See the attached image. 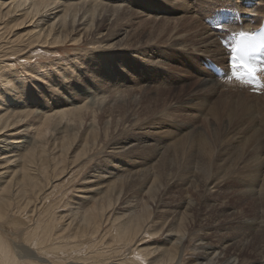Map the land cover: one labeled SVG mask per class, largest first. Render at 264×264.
<instances>
[{
  "label": "bare ground",
  "instance_id": "6f19581e",
  "mask_svg": "<svg viewBox=\"0 0 264 264\" xmlns=\"http://www.w3.org/2000/svg\"><path fill=\"white\" fill-rule=\"evenodd\" d=\"M112 1L117 3L105 4L102 0H53V2L0 0V88L4 86L10 91L12 87H17L12 91L14 96L17 97L19 93L25 95L23 101L16 98V101L5 109V101H0V110L3 108V111H0V264H264V245L257 243L250 251L255 257L243 259L240 257L243 249L237 252L234 248L225 251L226 240H220L214 244L208 234H203V232L190 235L182 228L185 215L177 223V227L171 225V229L166 232L163 231L167 223L164 228L160 227L161 229L145 228L146 220L151 217L149 212L152 205L150 204L155 205L157 211L160 212L166 188H169L172 183H176L177 189H180L178 186L181 184L199 194L200 185L204 182L203 187L208 197L221 191L220 185L222 186L224 178L228 176L235 178L238 183H241V180L245 181L246 187L253 190L257 187L255 181L259 180L258 177L254 178L250 171L249 173L240 172L241 168L237 170L236 167V171L233 170L235 172L226 170L224 177L221 174L208 177L197 174L198 171L186 170L187 165L196 166L194 149L198 150L203 157L211 152V148L205 142L206 137L199 131L200 129L193 130L192 133L190 131L177 133L171 130L172 125L176 123L162 118L157 113L161 102L153 101L152 97L144 94L140 99L131 96L129 100L118 104L115 102L112 105L111 115L115 119L121 116V119L124 118L122 122L114 123V119L111 124L101 126L100 129L97 125L88 128L86 126L82 133L78 130H65L64 133H59L62 136L54 140L52 144L45 141L46 135L42 134L40 139L33 142L29 139L21 140L22 138L14 137L18 136V131H20L16 128L23 125L25 119L33 114L34 111L29 106L34 105L32 100L35 95L31 84L17 80L20 77L18 70L20 73L22 70L16 68L15 64L20 63L25 67L22 60L30 63L25 70L33 77L35 74L31 73V60L43 49H46L44 53L57 52L60 48L79 45L83 39V34L79 32L82 26L86 28V32L91 31L90 35L93 40L98 39L91 43L101 45L93 46V48L104 51L94 56L100 59L99 63H95L100 65L99 72L93 71L96 81H101V72L107 71L104 67L105 63H108V68H111L115 66V63L110 62L111 60L115 62L120 60V58L116 60L114 53H122V45L129 46L128 52L145 49L144 46L128 45V28L117 23L127 18L129 14L134 16L137 13L128 6L122 10L123 0ZM211 1L214 2V0ZM248 1L252 0H227V2L216 0L214 4L210 2L209 11L212 6L213 10L228 6L240 10L239 13L242 15L251 14L253 16L251 20L244 19L248 22L243 28L238 30L235 27L232 28L233 31L238 32L248 31L253 28L252 22L264 16V0H257L256 7L251 9L247 8ZM197 4H200L199 7L203 5L202 3ZM192 5L193 2L189 3V6ZM199 26L189 23V31L186 32L189 34L186 37L185 28L180 29L179 33L183 32L184 36L182 34L181 37L175 38L172 46L178 45L182 50L184 48L185 52L190 51L186 49L187 46L188 48L198 47L194 51H198L200 60L212 58L206 54L208 52L217 57V60L213 58L214 60L221 65L224 64L222 62L227 58L225 50L213 37L216 32L203 25L204 32L200 33L196 31ZM192 31L194 32L191 33ZM154 34V31L150 32L149 38H153ZM140 35L143 34L140 33ZM136 42L144 43L143 40H136ZM69 43L71 45H68ZM35 62L36 65H42L40 61ZM221 67L225 68V64ZM122 72L116 73L115 77L106 76L104 79L112 82L113 86L119 84V86L126 87L131 82L125 75V71ZM205 72L213 75L206 69ZM221 84L223 83L218 81L217 77L201 82L200 85L195 86V89L200 92L196 98L187 95L180 97L176 105L194 108L203 115L209 109L210 101L200 100L201 89L207 88L210 91L208 95L212 96L214 90L218 91L222 87ZM233 84L240 90L246 88L239 83ZM248 94L249 97H257L254 94L250 95L249 91ZM228 96L217 100L210 111V116L216 118L219 127L225 128L224 131L227 130V125L222 120L223 116H229L232 121L233 116L235 117L233 109L236 105L233 109H229L226 108L227 102L238 103L241 110L247 111V105L243 104L245 102H238L236 99L237 102L233 101ZM251 100L253 101V98ZM139 104L145 114L152 115L141 123L133 125L131 117L128 116L125 119L123 115ZM255 106L253 108L256 109ZM240 114L237 116H242ZM60 119L63 120L64 117ZM243 119L241 117V120ZM48 123L49 121L44 123L47 128H49ZM61 124L62 122H58L56 125ZM255 125H244L250 129L249 131L254 130L251 136L260 133ZM242 130L241 133H244V129ZM224 131L215 129L213 133L218 137ZM8 132L11 134L5 137L4 135ZM228 135H222L221 146L233 142L225 138ZM241 139L237 137L233 144ZM184 143L188 147L186 153L182 148L181 152H175L172 156L167 150L169 147ZM254 143L259 147V140L256 139ZM103 144L104 148L101 146ZM250 144L245 145L250 146ZM100 146L101 150H98ZM78 147L79 153L71 157ZM260 150H262L261 147L256 153ZM213 153L212 148L211 155ZM259 157L261 158L260 154ZM92 161L95 165L87 167ZM158 165L160 169L157 171ZM146 168L152 172H146ZM176 171L178 173H175ZM81 175L86 177L81 179L82 184L77 190L80 197L71 199L69 197L65 201L67 195L65 192L60 198H55L59 185L55 184L59 180L63 178L62 187H66ZM102 181L105 183H100ZM83 199L87 203H83ZM187 203L190 208L191 202ZM105 223L110 224V228H103ZM256 233V228H252L250 236ZM159 237L162 239H158ZM147 238L151 239L147 240Z\"/></svg>",
  "mask_w": 264,
  "mask_h": 264
},
{
  "label": "rangeland",
  "instance_id": "374dc122",
  "mask_svg": "<svg viewBox=\"0 0 264 264\" xmlns=\"http://www.w3.org/2000/svg\"><path fill=\"white\" fill-rule=\"evenodd\" d=\"M47 1L53 2V0ZM174 1L175 2L172 0H123L121 2L122 10H124V7L126 8L128 6L133 8L134 12L137 13L134 16L133 14H129L127 18L117 22L119 23L118 25L122 24L124 27L128 28V45L133 44L132 46H144L145 49L143 50V48H141L139 51L128 52L127 48H129V46L122 45V53H114L116 60L119 58L120 60L117 62L111 60V63H115V66H112L111 68H108V63H105L104 67L107 68V71L101 72V81H96L93 71L99 72L100 65L95 63H99L100 59L94 56L102 54L103 49L93 48V46L101 45L91 43L92 41H98V39L93 40L91 38L92 35H90L91 31L86 32L84 26L80 27L79 32L83 34V39L79 45L60 48L57 52L44 53L43 51L46 49H43L42 52L39 51L40 53L31 60V73L35 74L33 77H31L30 74H27L28 72L25 70V68L30 66V63L22 60L25 67L20 63L15 64L16 68L22 70L21 73L18 70V75L20 77H18L17 80L27 82L26 84H31V86L34 87L32 90H34L35 95L32 100L34 105L31 104L29 106L34 112L30 117L25 119L26 122L24 121L23 125L16 128V130L20 131H18V136L14 137L22 138L21 140L29 139L33 142L40 139L42 134L43 136L46 135L45 141L52 144L54 140L62 136L60 134L61 132L64 133L65 130H78L82 133L86 126L88 128L92 125H97L100 129L101 126L104 127L105 125L111 124L115 119L111 115L112 105L115 102L116 104L121 103L129 100L131 96L140 99L144 94L148 97H152L153 101L161 102V105L157 109V113L161 115L162 118L172 123H176L172 125L171 130L177 133H185L188 131L192 133L193 130L200 129L199 131L206 137L205 142L211 148V152L203 157L198 150L194 149L193 152L195 151L194 156L196 157L194 162L196 166L187 165L186 170L189 172L198 171L197 174H203L208 177H213L216 174H221L224 177V172L226 170H228V172H235L236 169L240 170L241 168L240 172L250 171V174L252 173L254 178L258 177L257 179L259 180L255 181L257 187L253 190L252 188L246 187L244 183L245 181L241 180V183H238L235 178L228 176V178H224L225 181L222 186L220 185L221 191L216 192V196L212 194L213 196L210 195L208 197L203 187L204 182L200 185L202 188L199 186V189L201 190V192L199 190L200 195L197 191L189 190L188 187L185 188L181 184L178 186L180 189H177L176 183H172L169 188H166L167 191L164 198H162L163 203L161 202L162 205L160 207V212L157 211L155 205L153 206L152 203L150 204L152 205V209L149 212L151 213V217H148L146 220L145 228H164L167 223L165 226L166 229L163 231L166 232L171 229V225L177 227V223H179L185 215L182 228H184L185 231H188L190 235H194L196 232H203V234H208L210 240L214 244L220 240H226V252L233 248L236 249V252L243 249L240 257L243 259H252L255 257V255L250 252L252 247L257 243L264 245V192H262L264 190V96L254 95L257 97H249L247 96L248 92L246 90H240L236 85L237 88L232 83H226L224 80L218 79V81L223 83L221 84L223 88L221 87L219 90L217 89L218 91L214 90L211 94L212 96L208 95L210 91L207 90V88L205 89V87H203L201 89L202 95L200 96V100L206 102L210 101L208 103L209 109L207 108L208 110L205 111L203 115L198 113L194 108L192 109L185 105H176L177 100L180 97L187 95L196 98V95L200 92L198 89H195V86L200 85L201 82H205L206 80L216 78L210 73H208V75L205 72L203 61L210 59L216 64L220 65L221 63L216 61L217 57L208 52L206 54L212 56V58H203L200 60L201 57L198 56V51H194L195 48L198 47L194 48L189 45L190 47L188 48L187 46L186 49H190V51L185 49V52L184 48L182 50L178 45L174 47L172 46V43L174 42L173 40L177 37H181L183 34V32L179 33L180 29L184 30L185 28V37L188 36L189 33L186 32L189 31V23L196 24V26H199L198 24L206 26L205 19L212 15L214 11L213 6L209 11L211 6L209 4L213 1ZM222 1L227 2V0ZM253 1L254 5L252 8L257 5V0ZM102 2L105 4L117 3L112 0H102ZM192 2L193 5L189 6V3L192 4ZM215 2L216 0H214L213 4ZM197 3H202V7H199L200 4ZM201 25L196 29V31L200 33L204 32L203 25ZM152 31L155 32V36H153L154 39L152 37L151 39L149 38V33ZM193 32L194 31L191 33ZM140 33L143 35L139 36ZM213 37L219 44L217 36L215 35ZM136 40H143L144 43H137ZM145 42L150 43L146 44ZM68 45L71 44L69 43ZM37 52L38 51H36V53ZM35 61L42 62V65H36ZM222 63L226 64V60ZM125 67L127 69H125ZM88 70L92 71L89 72ZM122 71H125V75L131 82V84L126 85V87L123 86V88L122 86H119V84L113 86L112 82L105 81L104 78L106 76L115 77L116 73H121ZM16 88L17 87H12L9 91L4 86H1L0 101H5H3L5 103L4 109L11 106L12 103L16 101V98L21 101L24 100V94L19 93L17 97L14 96L12 91L16 90ZM224 96L231 97V100L233 101L238 100V102H245L243 103L244 106H248H246L247 111H244L243 109H240V104L227 102L226 108L229 109H233L235 105H238V108L235 106L233 109L236 120H234V116L232 118L233 121L226 115L222 118L224 124L227 125V132L224 131L225 128L219 127L215 117L210 116V111L214 108L215 102L217 100L219 101L221 97L225 98ZM3 97H5V99H2ZM252 98L255 102L251 100ZM143 99H145V97H143ZM251 104L252 108L256 104L259 105H256V109L253 108V110ZM141 107V104H139L134 109H129L128 113L122 115L125 119L130 116L134 122L133 125H137L136 123L139 124L152 115L148 113L145 114ZM239 110L244 111L245 113L247 112L248 114ZM0 111H3V108ZM238 111L241 112L242 116H237L240 114ZM63 114L67 115L63 116ZM79 116L82 117L80 118ZM62 117H64L63 120L60 119ZM241 117L242 119L245 118L241 120ZM123 119L124 118L121 119V116L117 117L114 120V123L122 122L121 120ZM239 120L240 122L242 121L241 124ZM45 121H49V128L44 126ZM230 121L232 122L229 123ZM58 122H62V124L60 126L56 125ZM236 123H238V125ZM247 124L248 126L256 124L255 127L260 132V135L255 134V136L253 135L254 137L251 136V134H254V130H251L252 132L249 131L250 129L244 126ZM234 125L236 127H234ZM242 125L244 127H242ZM57 126L59 127L57 128ZM215 129L224 131L222 132V135L229 134L228 136H225V138L231 140V142H234L237 137H241L242 139L238 141L236 140L237 142L234 144L233 142L230 144H224L226 146L223 145V147L221 146L222 135L220 134L216 137L213 133ZM242 129H244V133H241V131H243ZM39 132L41 133L39 134ZM10 134L11 132H8L4 136L8 137ZM231 136L232 138H228ZM253 139L254 141L256 139L259 140V147L262 149L257 153L256 151L259 147L255 145L256 143H254ZM242 142H246L247 144H250L251 142L252 144L247 146L245 145L246 143ZM243 144L245 146L244 148ZM101 146L104 148L105 145L103 144ZM101 146L98 150H101ZM227 146L231 148H228ZM182 148L186 153L188 150L186 143L169 147L167 150L173 156L175 152H181ZM212 148L214 153L211 155ZM79 151L80 149L78 147L71 154V157L76 156ZM217 158L219 160H217ZM213 159L215 160L213 161ZM262 162L263 164H261ZM93 163L94 161L90 162L87 167H90ZM148 168H146L145 171L152 172ZM159 169L160 166L158 165L156 170L158 171ZM175 173L178 172L176 171ZM84 177L86 176L81 175L80 178H77L76 181L66 187H62L64 179L62 178L59 180L55 184H59L57 186L55 198H60L65 192L67 194L65 201L69 197L70 199L80 197V193H78L77 190L80 189H78V187L81 186L83 181H81V179ZM100 183L105 182L102 181ZM260 184L263 185V187ZM252 185L255 184L252 183ZM260 186L261 188H259ZM245 190L253 195H250ZM83 200V203H87L85 199ZM188 201L192 204L190 208H188ZM168 221L170 223H168ZM108 223H105L106 225L104 224L103 228H110V224ZM252 228H256L257 233L250 236ZM149 239L151 238H147V240ZM158 239L162 238L159 237Z\"/></svg>",
  "mask_w": 264,
  "mask_h": 264
},
{
  "label": "snow or ice",
  "instance_id": "6c2138e0",
  "mask_svg": "<svg viewBox=\"0 0 264 264\" xmlns=\"http://www.w3.org/2000/svg\"><path fill=\"white\" fill-rule=\"evenodd\" d=\"M217 27L223 28V25L218 24ZM243 35L241 33V36ZM258 50L254 44L242 45L240 42L231 48L229 65L236 79H256L258 72L264 71V69H258L250 62L252 54Z\"/></svg>",
  "mask_w": 264,
  "mask_h": 264
}]
</instances>
